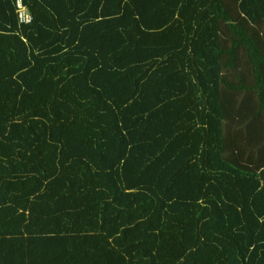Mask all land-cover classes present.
<instances>
[{
  "label": "trees",
  "instance_id": "1",
  "mask_svg": "<svg viewBox=\"0 0 264 264\" xmlns=\"http://www.w3.org/2000/svg\"><path fill=\"white\" fill-rule=\"evenodd\" d=\"M22 1L0 233L25 264L31 236L61 258L39 264H264V0Z\"/></svg>",
  "mask_w": 264,
  "mask_h": 264
},
{
  "label": "crops",
  "instance_id": "2",
  "mask_svg": "<svg viewBox=\"0 0 264 264\" xmlns=\"http://www.w3.org/2000/svg\"><path fill=\"white\" fill-rule=\"evenodd\" d=\"M25 238L24 232L22 235L10 233L8 231L0 233V264H25L21 245L20 250H18V247L14 250L13 245L14 239L20 240L21 243L25 244ZM28 244V263L30 262V264H39L42 257H50L58 260L61 259L56 245L52 244L48 239L31 236ZM19 260H22L23 262L19 263Z\"/></svg>",
  "mask_w": 264,
  "mask_h": 264
},
{
  "label": "built area",
  "instance_id": "3",
  "mask_svg": "<svg viewBox=\"0 0 264 264\" xmlns=\"http://www.w3.org/2000/svg\"><path fill=\"white\" fill-rule=\"evenodd\" d=\"M15 12L20 23H29L32 20L31 13L27 10L22 0H14Z\"/></svg>",
  "mask_w": 264,
  "mask_h": 264
}]
</instances>
